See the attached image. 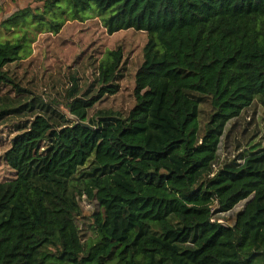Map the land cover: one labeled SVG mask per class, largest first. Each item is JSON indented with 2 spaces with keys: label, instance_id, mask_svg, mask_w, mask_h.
<instances>
[{
  "label": "trees",
  "instance_id": "obj_1",
  "mask_svg": "<svg viewBox=\"0 0 264 264\" xmlns=\"http://www.w3.org/2000/svg\"><path fill=\"white\" fill-rule=\"evenodd\" d=\"M46 6L146 32L144 59L119 109L121 46L49 96L0 40V264H264V0Z\"/></svg>",
  "mask_w": 264,
  "mask_h": 264
},
{
  "label": "rangeland",
  "instance_id": "obj_2",
  "mask_svg": "<svg viewBox=\"0 0 264 264\" xmlns=\"http://www.w3.org/2000/svg\"><path fill=\"white\" fill-rule=\"evenodd\" d=\"M47 1L0 0V40L28 38L30 52L23 61L26 67L38 74L41 86L39 93L55 96L78 67V75L91 77V58H101L108 50L121 46L125 53L124 75L120 81L122 90L110 96L104 104L119 109L131 107L134 102L130 94L134 89V75L144 59L146 32L127 29L110 34L95 10L89 11L85 20H76L71 18L70 10L61 9L53 13L46 6ZM23 9L31 10L26 22H7ZM41 13L46 18L39 21L35 15ZM48 19L60 20L62 25L58 33L52 30ZM253 109H250V113ZM256 117L264 124V109L259 105ZM9 175L8 166L0 161V179ZM241 207L242 203L236 207L237 211Z\"/></svg>",
  "mask_w": 264,
  "mask_h": 264
},
{
  "label": "water",
  "instance_id": "obj_3",
  "mask_svg": "<svg viewBox=\"0 0 264 264\" xmlns=\"http://www.w3.org/2000/svg\"><path fill=\"white\" fill-rule=\"evenodd\" d=\"M82 125H84V126H88V127H91L88 123H86V122H81V121H79Z\"/></svg>",
  "mask_w": 264,
  "mask_h": 264
}]
</instances>
